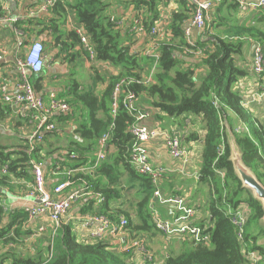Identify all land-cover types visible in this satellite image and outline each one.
<instances>
[{"label": "trees", "instance_id": "obj_1", "mask_svg": "<svg viewBox=\"0 0 264 264\" xmlns=\"http://www.w3.org/2000/svg\"><path fill=\"white\" fill-rule=\"evenodd\" d=\"M159 1L122 0L121 3L127 2L133 5L135 11L140 13L143 8L145 9L143 11L144 26L149 32L159 15ZM227 1L231 3L232 7L236 6L231 0ZM61 2L55 6L62 7ZM109 4L110 2L106 0H76L71 6L75 9L78 22L89 33L94 47H96V61L115 65L120 68V72L111 75L105 90L99 95L93 90L81 92L80 84L77 82L72 84L76 99L74 101L80 102L86 107L87 113L76 129L78 139H72L68 147H56L44 151L43 145H39L34 150H30L31 146L28 140L23 141V144L17 149L13 146L0 145V187H7L12 191L17 187L14 180L31 182L33 178L31 159L48 165V172L55 170L59 164L63 169L93 164L98 140L104 134L109 133L108 153L112 146L116 147V151L109 154V159L99 165L93 173L85 176L79 174L91 181L94 197L100 193L107 200L104 206L96 212L117 218L118 215L115 216L108 211L107 203L110 198H114L119 193L113 185L119 183L122 173L129 172L132 178L138 177V180L141 181V200L136 205L134 218L129 212H125L129 218L128 226L139 234L157 230L152 209L151 196L154 192L152 180L148 176L140 175L128 161L134 144L130 127L135 119L123 107L122 103H120L121 107L118 113L115 116L112 113L111 97L115 82L125 75L132 76L136 81L132 82L129 88L138 97L145 96L154 109L164 114V116L159 115V119L173 117L180 124H186L187 120L185 119L189 117L194 127L188 131L186 139L194 143H203L199 180L209 184L210 199L206 206L209 217L201 224L210 233L211 241L207 244H194L186 236L182 242L184 248L182 252L178 255H167L164 264H247L248 259L242 253L236 229L231 222L232 213L242 205L248 208L250 215L245 232L247 249L257 251L262 257L261 264H264L263 203L253 196L250 189L243 186L236 173L230 158L231 145L225 125L227 121L245 164L264 183V135L255 126L252 113L243 103L242 95L236 90L238 79L245 74V71L238 68L235 62L236 54L242 52L244 45L241 38L245 36L264 43V27L239 25L236 23L237 21L234 22V25L230 26L233 30L228 31L226 37H222V35L216 37L214 48L204 50L205 53L200 63L205 66V71L196 72V69L192 67L181 70L178 53L183 52V49L180 47L185 45V47L197 49L200 45H204V41L201 39L196 43V46L187 44L184 24L189 21L192 6L188 0H182L183 8L172 15L169 25L171 35L160 42L158 48L161 54L158 63L159 69L153 74L149 83L143 84L138 83L144 79V67L140 65V61L147 60L151 56L143 55L140 58L139 53L124 43L125 36L131 33L129 23L121 28L112 22L111 17L104 14ZM62 9L63 11L59 10V14L65 18L67 11L63 7ZM4 14V2L0 0V16ZM216 18L207 21L208 27L217 23L218 19ZM33 21L34 18L29 19L28 25ZM258 21L264 23V15ZM27 23H24L23 26ZM18 24L16 23V25ZM34 25H36L35 21ZM23 26H19V28L26 33L31 34L37 31L25 29ZM46 30L38 32V34H42ZM70 36L80 43L75 32H71ZM175 38H180L178 44H174ZM86 54L89 56L87 51H85ZM95 72L98 73V71ZM38 76L31 73V78ZM34 86L38 90H43L38 83H35ZM125 89L127 90V88ZM63 95L68 101H72L71 98L66 97V94ZM63 95L60 96L63 97ZM234 114L245 120L250 130L238 133L236 122L233 120ZM198 124L202 125L200 131L196 129ZM73 154L75 156H72ZM4 167H7L6 173H3ZM51 181L56 182L53 179ZM211 185L216 196L212 194ZM224 205L228 206L230 210L223 208ZM5 214L2 202H0V222L4 219ZM8 214H10L7 215L10 217L9 224L0 226V241L4 243L17 241V238L23 235V224L27 220L26 213L21 209H15L13 213ZM46 247L45 253H39L36 257L22 255L17 251L8 252L2 257L0 256V264H4L6 259L10 260L9 264L143 263L141 257L142 260L138 261V255H135V252L129 254L120 252L113 241L78 237L77 233L72 231L69 226L59 229L54 243L50 240ZM148 263L149 261L146 264Z\"/></svg>", "mask_w": 264, "mask_h": 264}, {"label": "crops", "instance_id": "obj_2", "mask_svg": "<svg viewBox=\"0 0 264 264\" xmlns=\"http://www.w3.org/2000/svg\"><path fill=\"white\" fill-rule=\"evenodd\" d=\"M75 1L76 0H62V7L67 11L65 18H63L59 14V10L63 11L61 6H54L51 10L43 12L36 9L41 3V0H8L10 17L12 20L0 23V83H6L11 90L15 89L14 86L18 76L17 69L15 68V59L31 40L37 39L43 42L44 47L46 48L45 52L47 58L43 72L39 74L40 76L35 74L38 77H32L31 80L33 85L38 83L42 86L43 90L39 91H42L45 96H48L50 92L55 91L59 96L66 94V97H75L74 90L72 89L73 82L71 83L70 81H73L75 78L73 76L74 74H72V65L78 66V68L84 66V68H87L89 71H98L99 73H102L101 82L103 83L101 84L103 86L96 88L94 92L99 95L105 90L107 86L106 84L113 74V71L116 70L117 72H120V68L110 63L104 64L98 61H91L87 54L85 55V50L81 47V44L70 36L71 32H75L74 26L81 25L78 22L75 9L71 6ZM106 1L110 2L108 8L112 9V13H109L110 17H127L129 20L136 13L135 7L127 2L121 3L122 0L118 2H114L115 0ZM231 1L235 3V7H232L230 5L231 3L227 0H215V6L212 9L211 18L208 22L215 19L217 16V23L209 25L207 32L199 33L197 30L194 31L193 39L195 44L201 39L204 41V45L197 46V49L188 48L185 47V45L180 47L183 49V52L178 53L180 60L179 67L181 70L192 67L196 69V72L198 71L201 73L202 71H205V66L200 63V60L205 53L204 50L214 48L216 37L221 35L222 37H226V33L233 30L230 26L234 25V22L237 21L236 23L239 25H258L264 27V23L258 21V19L264 15L263 10L260 8H257V10L252 9L248 5H239L235 0ZM256 1L257 0H246V2ZM158 7L159 15L152 26L158 25L161 26V28L163 27L165 36H162L161 40L158 38H152L148 33L140 35L131 30V33L127 34L124 38V43L130 45L135 52L139 53L140 58L143 57V55L151 56L149 52L154 50L156 44L162 42L171 35L169 25L172 21V15L183 8L182 0H160ZM32 11H35L36 13L30 16L29 13ZM142 11H145V9L143 8ZM189 15L190 17L188 20L192 18V11ZM32 18H34L36 25H34V21L32 24L28 25L27 21ZM16 23H19L18 25L21 27L24 23H27L23 28L35 29L37 31L31 34L29 32L26 33L23 29L19 28ZM53 25L55 26L53 27ZM17 30H20L23 34L20 36L17 33ZM43 30L46 31L42 34H38V32ZM241 39H243L244 45L242 47V52L236 54L235 62L238 68L245 71V74L239 77L236 90L242 95L243 103L252 113L251 115L252 119H254L255 126L258 127L261 134L264 135V79L260 75L257 76L252 68V55L255 47L254 42L256 40L245 36ZM179 41L180 38H175L174 44H178ZM63 43L66 44V46H64ZM19 44L23 46H19ZM153 63L154 60L152 57L140 61V65L144 67L143 78H153V74L159 69V67L154 69L155 64ZM74 80V82L80 84L76 79ZM80 89V91L85 90L84 87ZM63 97L65 96L63 95ZM137 102L142 109L150 110L149 115L141 120V122L151 127L176 130V132L181 135L183 146L188 150L187 157L184 160H178L170 155L169 148L162 139H154L148 143L149 157L153 165L157 167H166L165 174L160 183L162 194L164 196L180 195L183 198H186L190 205L197 208L198 212L196 217L198 221L202 222L205 219H208L209 212L206 209V206L210 199V187L208 183L200 182L199 180L201 164L200 156L203 143H194L186 139L188 131L192 130L194 127L192 121H190L189 117L185 119L187 120L186 124H180V122L173 117L159 119L158 116H164V114H162L161 111L154 109L145 96L139 97ZM85 114L86 107L82 104L77 105L72 103V111L68 115H61L56 118L58 124L57 129L47 134L44 142L41 144L45 148L44 151H47L50 148L68 147L69 144H71L70 142L72 139H78L76 129L79 127V123L85 117ZM233 120L236 122V129L242 126L250 130L248 123L241 119L237 114H234ZM201 128V124L196 126V129L199 131ZM0 131L1 135L5 137L1 139L0 145L9 147L13 146L15 149L23 144V141H27L31 133L30 126L3 102L1 91ZM115 151L116 147L112 146L109 154L111 155ZM44 169L46 182H48V187H51L56 183L52 182L51 179L56 181L58 177L54 174V170L48 172V165L44 164ZM119 180V183L113 185L117 188L119 193L116 194L114 198L108 200V211L115 214V216L129 212L134 218L136 215V205L141 200V181L138 180V177H136V179L132 178L129 172L122 173ZM24 185L25 184L23 183H17V187L12 191L7 187H1L0 202H2L3 205L6 204L9 206L17 204V196L21 195L26 189V185ZM202 187L204 188V191ZM212 187L213 186L211 185V188ZM213 192L214 189L212 188V194ZM151 199L153 211L157 212L164 218L172 215L174 209L173 205L162 204L153 195L151 196ZM106 202L107 200L99 202L97 197H94L93 195L79 199V201L75 202L72 208H70V211L64 216V220L66 221L64 226H69L72 231L77 233L78 237L89 238L92 240L93 238L88 234L89 230L83 227V220L80 216L99 211ZM227 210L229 211L230 208H227ZM120 211L122 212L119 213ZM7 215L10 214L6 212L3 217L4 219L0 222V226L9 224L10 217ZM41 225L45 227V230L42 233L35 234L34 231ZM52 225L53 223L46 217H40L36 220H32V222L26 220L23 224V235L17 238V241L10 243L0 241V256L2 257L8 252L14 251L31 257H36L39 253H45L47 248L46 245L50 240L52 241ZM131 237L144 238L150 250L157 257L156 264H164V259H166L167 255L172 252L167 251L160 254V245L168 244L174 246V249L176 250H181L185 236H164L158 230H153L146 234H139L128 227V240ZM110 241L115 242L116 246L118 245L117 240L111 239ZM141 260L140 256H138V261ZM142 262V264L147 263L143 260ZM9 263L10 260L6 259L4 264ZM148 264L154 263L149 262Z\"/></svg>", "mask_w": 264, "mask_h": 264}, {"label": "built area", "instance_id": "obj_3", "mask_svg": "<svg viewBox=\"0 0 264 264\" xmlns=\"http://www.w3.org/2000/svg\"><path fill=\"white\" fill-rule=\"evenodd\" d=\"M61 1L41 0L36 9L46 12ZM235 1L239 5H248L252 9L257 10V8H260L264 11V0H257L256 2ZM3 2L5 14L0 16V23L12 20L8 0H3ZM188 2L192 6L193 15L184 24V34L187 44L196 46L193 33L195 30L199 33L206 32L207 21L211 18L215 0H188ZM35 13V11H32L29 15L32 16ZM143 16V11L141 13L136 11L135 15L129 20L127 17H111L110 19L119 27H124L129 23L131 31L140 35L148 33L152 38L161 40V37L165 36L163 27L155 25L148 32L146 26H144ZM74 29L80 39L81 46L89 54L88 58L91 61H96V47H94L89 33L83 28V25L74 26ZM17 33L20 36L23 34L20 30H17ZM254 43L255 47L252 55L253 72L264 79V43L259 40ZM19 46L23 45L19 44ZM159 46L160 42L156 44L154 50L149 52L154 60V69L159 67L158 63L161 57L158 51ZM45 50L43 42L37 39L31 40L15 59V68L18 75L14 86L15 89L11 90L6 83H0L3 102L31 128V133L28 137V143L31 146L30 150H34L41 145L47 134L57 129L56 118L58 116L68 115L72 111V105L65 97L59 96L55 91L45 96L42 91L37 90L33 85L31 73L39 75L43 72L47 58ZM151 80L152 77L144 78L138 83H149ZM135 81L134 77L125 75L115 82L111 97L112 113L115 116L121 107L120 103H122L123 107L134 117V123L130 127L134 144L129 153L128 161L140 175L148 176L152 180L154 185L153 196L162 204H171L174 207L172 215L166 218L153 211L156 229L164 236H187L194 244H207L211 241V236L206 231V227L201 224L202 222L197 220V208L190 205L186 198L180 195L164 196L160 190V183L166 167L153 165L149 157L148 143L154 139H162L169 148L170 155L178 160H184L188 155V150L183 146L181 135L176 130L160 129L141 123V120L149 115L150 110L140 107L137 102L139 97L129 88V85ZM236 130L239 133L243 130H248V128L241 126ZM109 136V133L104 134L98 140L96 158L93 164L69 169H63L59 164L54 170V174L58 178L51 187H48V182H46L44 163L31 159L30 163H32L33 173L31 182L14 180L16 183L25 184L26 189L21 195L17 196V204L13 206L2 204L4 211L13 213L15 209H21L26 213L29 222L40 217H46L53 223L51 239L52 243H54L59 229L63 228L66 223L64 216L70 211V208L79 199L94 193L91 181L81 175L85 176L93 173L99 165L109 159L107 150ZM72 156L75 155L73 154ZM6 172L7 167H4L3 173ZM97 195L99 202L105 201V197L102 194L97 193ZM231 216V222L236 229L242 253L248 259L247 264H261V255L257 251L247 249L245 232L250 216L248 208L242 205ZM80 218L83 220V227L89 230L88 234L91 238L104 241L117 240V247L120 252L127 254L135 252L145 262L149 261L156 264L157 257L150 250L144 238L131 237L128 240L129 218L125 214L118 215L117 218H111L103 213L95 212L82 215ZM44 230L45 227L41 225L34 233H42Z\"/></svg>", "mask_w": 264, "mask_h": 264}, {"label": "water", "instance_id": "obj_4", "mask_svg": "<svg viewBox=\"0 0 264 264\" xmlns=\"http://www.w3.org/2000/svg\"><path fill=\"white\" fill-rule=\"evenodd\" d=\"M227 132H228V139L231 145V156L232 162L234 164L236 173L240 180L243 183V186L250 189L252 191L253 196L259 199L263 203L264 207V183L259 180L258 177L254 174V172L245 164L242 153L239 150L238 144L232 132V129L229 123L225 122ZM109 146H107L108 148ZM1 191V187H0ZM264 222V217L262 219Z\"/></svg>", "mask_w": 264, "mask_h": 264}, {"label": "rangeland", "instance_id": "obj_5", "mask_svg": "<svg viewBox=\"0 0 264 264\" xmlns=\"http://www.w3.org/2000/svg\"><path fill=\"white\" fill-rule=\"evenodd\" d=\"M118 1H120V0H115L114 2H118ZM109 13H112V9L107 7V9L104 11V14L109 15ZM80 65H82V64H80ZM71 69L73 71L72 74H74L73 76L75 77L74 79H76L82 85L81 88H83V87L85 88V90H82L81 92H83V91L87 92L90 90L95 91L96 88L103 86L101 84V83H103V82H101L102 73L89 71L87 68H84V66H80V68H78V66L72 65ZM116 73H118L116 70L113 71V74H116ZM74 79H73V81L70 80L71 83L72 82L74 83V81H75ZM70 98H71L73 104H77V105L80 104V102L74 101V100H76L75 97L72 98L70 96ZM70 105H72L71 102H70ZM86 113H87V110H86ZM2 138H5V137L3 135H1V133H0V142H1ZM203 187H204V185H203ZM203 187H202V189L204 191ZM213 194H214V196H216L215 191L213 192ZM223 208H225L227 210L228 206L224 205ZM183 249H184L183 246H182L181 250H176V249H174V246H171L168 244L167 245L162 244V245H160L159 253L163 254L164 252L171 251L172 252L171 254L178 255L182 252ZM164 261H165V259H164Z\"/></svg>", "mask_w": 264, "mask_h": 264}]
</instances>
